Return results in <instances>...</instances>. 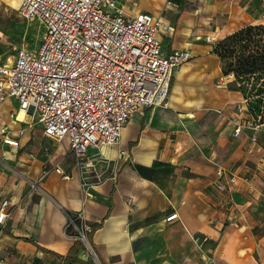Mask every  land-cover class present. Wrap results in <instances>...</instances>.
Returning a JSON list of instances; mask_svg holds the SVG:
<instances>
[{
  "label": "crops",
  "instance_id": "0c3cea01",
  "mask_svg": "<svg viewBox=\"0 0 264 264\" xmlns=\"http://www.w3.org/2000/svg\"><path fill=\"white\" fill-rule=\"evenodd\" d=\"M119 2L129 13L142 10L162 16L171 26L161 35L162 51L186 49L191 57L174 69L166 104L136 111L123 126L118 142L90 147L82 166L68 151L65 139L60 152L44 158L35 157L36 148L33 154L28 147L21 149L20 135L17 146L0 148L2 159L18 167L16 174L0 176L4 180L0 202L8 199L10 210L0 236V261L234 264L236 257L247 263L254 257L248 250L251 241L256 249L264 244V217L260 216L264 215V156L259 152L264 148L259 136L254 133L252 140V134L243 132L235 140L229 139L225 129L217 126L215 140L202 143L203 124L197 127L180 115L193 100L200 106L191 109L209 108V91L203 87L209 88L212 80L222 77L221 60L211 39L223 38L238 28L225 29L234 18L248 14L255 7L254 0ZM255 10L258 13L260 8ZM194 85L201 91L196 93ZM217 92L213 103L220 104L224 94L220 89ZM18 110L16 100L6 98L0 104V119L20 129L21 122L29 121L16 119ZM26 129L21 139L30 138L32 124ZM220 167L237 175V181L224 190L215 185ZM79 209L93 224L91 256L80 252V243L63 230L66 213ZM173 210L178 218L166 220ZM234 210H239L237 215L259 214L247 222V235L253 229L258 231L252 240L235 239V230H227L224 223ZM237 248L243 252L237 255Z\"/></svg>",
  "mask_w": 264,
  "mask_h": 264
},
{
  "label": "built area",
  "instance_id": "2783aa9c",
  "mask_svg": "<svg viewBox=\"0 0 264 264\" xmlns=\"http://www.w3.org/2000/svg\"><path fill=\"white\" fill-rule=\"evenodd\" d=\"M18 12L39 18L45 31L37 49L17 48L10 64L0 63V104L15 99L17 109L32 117L44 136L67 140L80 166L90 147L118 142L136 111L164 105L174 69L191 56L186 49L162 51L161 35L171 26L146 11L129 13L119 0H20ZM242 128L235 117L234 135ZM0 133L6 144L17 146L23 129L15 133L1 126ZM216 174L220 190L237 181L224 168ZM8 204L6 198L0 202V236ZM174 218L176 210L165 217ZM92 229L83 209L66 213L64 233L87 256L94 255Z\"/></svg>",
  "mask_w": 264,
  "mask_h": 264
},
{
  "label": "rangeland",
  "instance_id": "374dc122",
  "mask_svg": "<svg viewBox=\"0 0 264 264\" xmlns=\"http://www.w3.org/2000/svg\"><path fill=\"white\" fill-rule=\"evenodd\" d=\"M20 0H0V63H8L10 64L14 59V54L17 48L23 47L30 50L37 49L41 43L42 37L44 35V25L39 18H24L18 12V4ZM253 4H255L254 8H250L249 13H244V16L239 18H234L233 21L230 22L228 28H239V24H243L246 22L254 23H263L264 22V0H254ZM252 5V4H251ZM262 5V6H261ZM260 6V7H258ZM255 8L260 10L257 11ZM257 13V14H256ZM248 15V16H246ZM249 23V24H250ZM241 27V26H240ZM237 29V28H236ZM221 33L218 35L220 36ZM222 38L216 37L215 39H211L213 44H216ZM165 43H163L164 45ZM191 57V56H190ZM180 66V65H179ZM233 78L229 76L222 75L221 78H215L209 84V88L203 87V89H207L209 91V99L211 100L208 103V107L203 110H194L191 108H196L199 103L196 100L191 101L189 104L190 108L183 110L180 116L183 118L191 119L197 127L202 126L204 131L202 132L201 142H213L215 140V128L219 126L221 129H225V135L228 136L229 139H236V135L233 132V120L234 118H238L243 124V128L241 133H256L259 136V141L264 148V97L260 95L251 96L248 92L247 88H242L238 83L230 82ZM195 92H200L201 87L198 85H194ZM217 89H220V94H224V101L220 104L213 103L214 99L217 98ZM171 91V85L168 95ZM165 100V101H166ZM166 104V102H165ZM164 104V105H165ZM185 111L193 112V115L185 114ZM198 111V112H196ZM15 113L13 114L14 118ZM26 119L28 122H21L20 129H14L10 124L6 123V121L0 119V125H4L9 128L11 132L13 129L16 130L15 133H19L21 129L27 130L26 126L30 123L32 124V130L30 131V138L26 140L28 135L25 138L19 137V144L22 145V148L28 147L30 148L29 153H34L33 148H36L35 157L44 158L49 156L54 151H61V144H66L64 140H55L49 137L44 136L41 128L37 125L35 120L26 115ZM13 128V129H12ZM219 128V129H220ZM24 131V132H25ZM230 133V135H229ZM35 136V137H34ZM2 135L0 134V148L7 144L3 141ZM32 143V144H30ZM34 145V147H33ZM105 145V144H103ZM19 149V147H18ZM264 150V149H263ZM262 155L264 156V151ZM254 155H252L253 157ZM3 155L0 156V176L9 177L10 175L16 174L18 171V167L15 163L7 162L5 159H2ZM251 157V159H252ZM254 158V157H253ZM29 162V161H27ZM5 178V179H6ZM4 181L0 177V184ZM239 210H234L233 215L226 220L225 225H228L227 230L234 229L233 234L235 235V239H246L253 238L252 235L257 233V230H252L247 235V222H252V219L258 217V213H251L252 215H237L236 212ZM263 216L264 215H260ZM264 233V232H263ZM226 233H224L225 235ZM252 240V239H251ZM249 252L254 256L251 257V261L244 264H264V262L259 261L258 252H260L262 258H264V244H261L259 249H256L252 246V241L250 243ZM243 250L241 248H237L236 254H241ZM240 256V255H239ZM240 258L236 259L234 264H242L240 263Z\"/></svg>",
  "mask_w": 264,
  "mask_h": 264
},
{
  "label": "trees",
  "instance_id": "16d2710c",
  "mask_svg": "<svg viewBox=\"0 0 264 264\" xmlns=\"http://www.w3.org/2000/svg\"><path fill=\"white\" fill-rule=\"evenodd\" d=\"M214 52L221 72L230 82L247 88L251 96L264 97V22L243 25L219 40Z\"/></svg>",
  "mask_w": 264,
  "mask_h": 264
},
{
  "label": "bare ground",
  "instance_id": "6f19581e",
  "mask_svg": "<svg viewBox=\"0 0 264 264\" xmlns=\"http://www.w3.org/2000/svg\"><path fill=\"white\" fill-rule=\"evenodd\" d=\"M16 119L26 120V113L22 109L18 110L16 114Z\"/></svg>",
  "mask_w": 264,
  "mask_h": 264
}]
</instances>
